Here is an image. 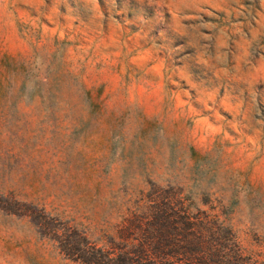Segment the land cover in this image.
Returning a JSON list of instances; mask_svg holds the SVG:
<instances>
[{
	"label": "rangeland",
	"instance_id": "rangeland-1",
	"mask_svg": "<svg viewBox=\"0 0 264 264\" xmlns=\"http://www.w3.org/2000/svg\"><path fill=\"white\" fill-rule=\"evenodd\" d=\"M159 195L264 264V0H0V264Z\"/></svg>",
	"mask_w": 264,
	"mask_h": 264
},
{
	"label": "trees",
	"instance_id": "trees-1",
	"mask_svg": "<svg viewBox=\"0 0 264 264\" xmlns=\"http://www.w3.org/2000/svg\"><path fill=\"white\" fill-rule=\"evenodd\" d=\"M178 202L159 195L145 206L146 215L136 210V216L126 224V228L138 230L136 236L109 235L99 244L70 226L53 228L52 235L64 252L85 264L260 263L252 253L240 248L233 232L231 241H223L224 230L231 228L215 215Z\"/></svg>",
	"mask_w": 264,
	"mask_h": 264
}]
</instances>
